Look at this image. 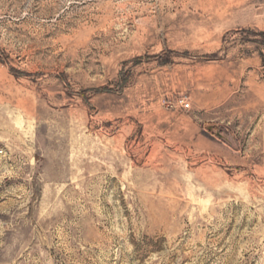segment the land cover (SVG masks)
I'll return each mask as SVG.
<instances>
[{"label":"rangeland","instance_id":"1","mask_svg":"<svg viewBox=\"0 0 264 264\" xmlns=\"http://www.w3.org/2000/svg\"><path fill=\"white\" fill-rule=\"evenodd\" d=\"M0 264H264V0H0Z\"/></svg>","mask_w":264,"mask_h":264},{"label":"built area","instance_id":"2","mask_svg":"<svg viewBox=\"0 0 264 264\" xmlns=\"http://www.w3.org/2000/svg\"><path fill=\"white\" fill-rule=\"evenodd\" d=\"M177 106H179L180 108L182 109H188L190 107V103L189 101L184 98V97H180L176 100V103H175ZM168 106H174L172 104H168Z\"/></svg>","mask_w":264,"mask_h":264}]
</instances>
